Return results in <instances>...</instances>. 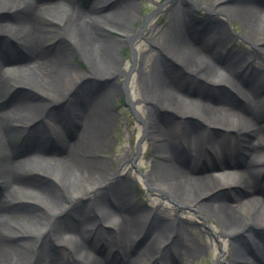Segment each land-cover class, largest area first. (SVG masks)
Returning a JSON list of instances; mask_svg holds the SVG:
<instances>
[{"label":"bare ground","instance_id":"bare-ground-1","mask_svg":"<svg viewBox=\"0 0 264 264\" xmlns=\"http://www.w3.org/2000/svg\"><path fill=\"white\" fill-rule=\"evenodd\" d=\"M108 1L111 3L106 8L110 10L102 11L100 8L105 6L101 5ZM137 1L0 0V34H6L0 39V99L17 84L27 85L39 96L34 102H17L5 108L0 103V264H141L146 256L143 264H172L169 253L183 259V253L200 252L196 246H186V250L180 244L178 235L182 231L173 222L159 223L151 213L142 215L143 209L136 210L127 195L120 194L122 180L110 182L106 165L85 156L103 146L99 141H105L111 119L108 94L88 92L86 96L83 90L80 96L85 99V108L69 102L63 114L64 103L59 104L57 112L51 107L63 95L70 94L68 89H62L63 83L74 79L73 85L79 84L90 74L98 78L118 74L116 63L110 60L114 45L99 35L107 31L102 27H107L115 32L119 42L133 39L127 21H134L132 11ZM199 11L237 19L244 28L241 36L253 49L237 58L224 54L227 32L220 26L203 29V25L193 22L192 16ZM109 19L113 21L108 22ZM163 19L159 20V31L147 33L153 64L149 67L151 74L142 78L145 101L150 104L144 118L145 132L155 157L149 178L160 192L173 194L180 203L191 206L196 191H221V187L223 190L237 184L247 187L264 172V0H172ZM54 30L58 31L59 40L48 46L50 53L43 52L45 41ZM155 37L157 40H153ZM66 49H77L80 57L85 58L86 73H75L66 60ZM202 87L215 93L203 96L196 89ZM109 88L108 92L113 94V88ZM226 88L229 94L216 92ZM194 93L199 96H193ZM66 113L70 114L71 126L64 118ZM190 114L205 126L188 125L186 116ZM168 115L181 117L182 133L177 134L179 121ZM49 125L55 131L61 125L73 136L72 144L56 139ZM237 126V133L247 131L254 135L252 141L239 137L242 148L238 160L232 135L223 137L212 130L217 127L227 131ZM76 127L79 128L74 134ZM23 131L28 136L24 151L33 153L18 158L14 139ZM206 131L209 135L203 140ZM225 150L232 156L229 162L224 159ZM56 159L58 166L49 164ZM202 165L219 170L221 166L229 167L232 175L201 176ZM66 166L76 173L62 176L60 172ZM45 170L61 183H80L83 189L63 190L53 184L52 191L51 182L36 183L22 178L33 171L49 176ZM77 171L82 172L81 176H75ZM89 192L94 194L92 199L82 201ZM76 201L80 204L72 206ZM20 202L38 203L40 206H35L39 212L20 213L16 209ZM261 202L256 201L253 207L247 200L235 211L213 199L199 206V210L207 219L216 217L223 235L236 236L248 228L245 224L249 219L255 227H264V200ZM65 212H71L76 221H67L61 230L55 221ZM19 216L25 223L16 221ZM56 231L64 236L51 238V243L38 241L44 234L53 235ZM254 231L252 227L253 235H246L251 244L235 238L226 264H264V234ZM142 232L146 244L141 240L132 250L133 241ZM29 245L32 248L27 250ZM58 250L68 252L67 260L56 253ZM109 254L113 260L104 258Z\"/></svg>","mask_w":264,"mask_h":264},{"label":"rangeland","instance_id":"rangeland-1","mask_svg":"<svg viewBox=\"0 0 264 264\" xmlns=\"http://www.w3.org/2000/svg\"><path fill=\"white\" fill-rule=\"evenodd\" d=\"M48 1L55 2L57 0ZM171 1L172 0H138L135 4V9L132 11L134 21L132 19H128L127 21V27L129 30H131L134 38H129V40L126 42L117 41L115 32L113 30L107 27H102L107 31L105 30L106 32L102 33L99 36L102 39L110 41L114 45V53L110 55V60L111 62L116 63L115 67L118 70V74L116 76L102 78H98L95 77V75L90 74L91 77L84 78L79 84L73 85V83H75L74 79L72 80V82H68V84L63 83L62 89H68V93L70 94H68V96L63 95L62 100L58 103H54L55 107L53 105L51 107L52 109H55V112H57V109L61 108L59 104L64 103V108L62 110L63 114L65 113V107L69 102H76L80 107H83V104L86 103L84 101L85 99L80 96L83 90L87 92L85 93L86 96L89 95L88 92L94 93L95 95L108 94L107 98L110 101L108 113L111 114V119L109 121L107 132L105 135V141L104 143L99 141V144H102L103 146L100 145V149H92V151H89L91 155L87 154L85 156L96 159L98 160V162L104 163V165H106L108 174L111 175V178L109 180L110 182L115 183L120 179L122 180L120 186V194L127 195L128 201H130V203L134 205L133 207L136 210L143 209L144 213L142 215L151 213L155 218L159 220V223L173 222L174 226L176 225V228H180L182 231L178 235L180 244L184 245L185 248L187 246L192 249H194L196 246L200 250V252L196 255H193V253L191 255L183 253V259H177V256L173 255V253H169L171 256L170 259L172 264H226L229 256L233 251L235 238L237 240H242L251 244L250 239L246 235L250 233L253 235V233L251 232L252 227L253 229L255 228V233L262 232L263 234L264 227H255L252 219H249L250 221L247 220V223L245 224L248 228L240 231L236 234V236H225L222 234L219 225L216 223V217L211 218L212 220L205 218L199 210V206L206 202L210 203L213 199H217L226 204L230 209L237 211L245 202H247V200L252 202L253 207L255 206L256 201L262 203L261 201L264 200V180L263 182H261V179L264 178V172H261L259 175H257L258 177L253 180L247 187L242 184H237L234 186L226 187L223 190L221 187V191H219V189L209 190L210 187H208L209 191H196V193L198 194H194L191 197V199L193 200L191 206H189V204L180 203L179 198L174 197L173 194L160 192L158 189L152 186L151 181H153V179L149 178V172L153 169L155 157L152 155L151 143L146 136L144 121L147 110H149L150 108V104L145 101L147 93L145 92L142 78L148 77L151 74V69L149 67L153 64V53H148L150 48V43L148 42L150 40V36L148 35V37L147 33L149 32L151 35L152 33H156L157 31H159V20H161L162 22L164 21L163 17L167 12ZM190 1L193 3H199L201 1L205 2L206 0ZM109 3H111V1H108V3L106 2L104 5H101L105 6V8L101 7L100 9L102 11L110 10L109 8H106L107 6H109ZM205 13L207 14V16ZM205 13H203L202 11L196 12L192 16L191 20L195 23L203 25V27L201 26V28L203 29L205 27L211 28L212 26H220L224 28V30L228 34V38L225 41L226 46H224L223 48L224 54L230 53V55L237 58V56L245 54V52H247L248 50L250 51L253 49L249 41L241 36L244 28L237 19L230 20L227 15L221 13ZM116 19H118L117 16L115 17V20ZM111 21L113 20H108V22ZM202 31L203 30H200V33ZM59 32L61 34L62 31ZM4 35L6 36L5 33L0 34V39H2ZM57 35H59L58 31L54 30L53 33H51V35L47 37L43 52L50 53L48 50V46L58 42L59 37ZM153 40H157V37H155V39ZM66 50V60L72 66L75 73L77 75L86 73L85 70L87 71L88 65L85 61V58L82 59L80 57V53L77 51V49L75 51H68V49ZM109 87L113 88V94H110L108 92L111 90ZM78 89L80 90L78 91ZM184 89V93H187L188 89ZM196 89L200 91L203 96H205L208 92L215 93V91H213L212 89H208L207 87ZM216 92L229 94L230 91L229 89H221L217 90ZM193 96L199 95L198 93H194ZM38 97L39 96L37 95V93L34 92V90H31V88L27 87V85L17 84L16 86H14V88L9 89L6 92L4 97L0 99V102L3 103L5 108L17 102L20 104H23L24 102H34ZM209 104L210 106H212L210 102ZM214 106L216 105L214 104ZM214 106L212 108H215ZM65 116L66 117L64 118L68 119L67 121L70 122L71 126L72 124L69 117L70 114L66 113ZM168 116H171L176 121H179L178 128H180V131H178L177 134L182 133V128L184 126L181 121V117H177L175 115ZM186 120H189L188 122L186 121L188 125L189 123H194L202 128L205 126V124L202 123L201 119L192 116L191 114L186 116ZM49 126L50 130L53 131L54 137L56 139H60L63 140V142L72 144L74 138L71 137L61 125H59L57 131L51 128L52 125ZM78 128L76 127L74 134L76 133ZM237 128H240V126L231 128L227 131L217 127L212 130L223 135V137L232 135L233 150L235 151L234 155L238 160L237 156L242 148V141L239 137L244 136L243 139L252 141V139H254V135H250L249 133H247V131L237 133ZM243 133L245 135H243ZM206 135L208 137L209 133L207 132V134H205L203 140H206ZM27 139L28 136L26 131L18 132L16 134L14 143L16 144V147L19 151V153H17L18 158H23V155L27 156L30 153H33V151L31 150H28V152L24 151V149L27 147ZM49 144H51V146L53 147L55 146L53 141H50ZM22 152L24 153L22 154ZM224 152L225 161L229 162L230 159L232 160V156L229 157L226 150ZM231 152L232 151H230V153ZM214 162L216 163L215 160ZM58 163V159H56V161L50 162L49 164H51L52 166H58ZM215 168L217 167H211L210 169L204 168V166L202 165L199 173L202 174L201 176H203L204 173L213 176L232 175L229 172L231 169L229 167L221 166L220 170L219 167L217 169ZM62 170L63 171L60 172L62 176L73 175L76 173V171H73L69 166H66V168ZM44 172H47L45 174L49 173L48 175L50 177L47 175H42V172L33 171L30 173L28 172V174H23L22 178L24 180H29L32 182L34 181L36 183L51 182L49 185L51 186L52 191L54 189L53 184H56L63 190H71L74 188L81 189L83 187V185L80 183H76L73 186H71L69 183V186H67L66 182L63 181L65 184L61 183V181L57 180L55 176L50 175V171L45 170ZM81 174V171H77V175L75 176H81ZM50 186L48 187L50 188ZM223 192L224 194H222ZM176 194L177 196H181L179 193ZM87 195V199L82 201L88 202V200L92 199L94 194H91L89 192ZM35 204L38 203L20 202V204L16 205V209L20 213H32L36 215V213L39 211L36 209L37 207L35 206ZM79 204L80 201H76L72 204V206H77ZM23 220V217L19 216L16 221H19L18 223L21 224L25 223V221ZM69 220L76 221V217L73 216L71 212H65L55 222L58 221L59 227H61L62 230V226L68 223L67 221ZM144 225L145 227H147L148 222H146ZM26 227L28 229L29 226ZM157 228L158 226L154 227V229ZM144 235V232H142L139 237L133 241L131 247L132 250L137 248L136 244L141 240L143 243L146 242V240L142 239ZM61 236H64L62 235V232L56 231L53 233V235L44 234V236L41 237L38 241H40L41 243V240H47L51 243V238H58ZM262 238L264 239V236ZM28 247L29 248H27V250L32 248L31 245H29ZM186 250L188 249L186 248ZM56 253L62 254L63 259L67 260V251L58 250L56 251ZM104 258L108 261L113 260L111 254L108 255V258L105 256ZM147 259L148 256L143 258L140 263L143 264V261H146ZM169 264L171 263L169 262Z\"/></svg>","mask_w":264,"mask_h":264}]
</instances>
